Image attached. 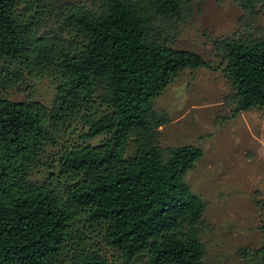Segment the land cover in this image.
<instances>
[{
  "label": "trees",
  "instance_id": "16d2710c",
  "mask_svg": "<svg viewBox=\"0 0 264 264\" xmlns=\"http://www.w3.org/2000/svg\"><path fill=\"white\" fill-rule=\"evenodd\" d=\"M235 1L256 13L262 0ZM188 3L0 0V264H204L205 203L184 179L203 151L165 157L168 119L153 103L182 71L203 68L221 70L237 112L264 107V38L215 40L216 65L176 48L170 33ZM26 76L52 80L50 107L9 98ZM74 127L105 140L63 147L33 180Z\"/></svg>",
  "mask_w": 264,
  "mask_h": 264
},
{
  "label": "rangeland",
  "instance_id": "374dc122",
  "mask_svg": "<svg viewBox=\"0 0 264 264\" xmlns=\"http://www.w3.org/2000/svg\"><path fill=\"white\" fill-rule=\"evenodd\" d=\"M184 13V23L170 33L173 46L215 65V40L264 38L263 0L256 13L235 0H190ZM55 96L51 79L28 76L9 94L12 100L33 99L46 107ZM153 108L168 119L158 141L165 157L169 148L195 146L203 151L184 179L205 203L199 226L204 264H264V107L237 112L234 91L221 70L200 68L182 71L154 100ZM74 128L47 147L33 180L46 177L45 169L63 147L95 146L105 140V135L83 140L81 130ZM133 151L130 142L127 155Z\"/></svg>",
  "mask_w": 264,
  "mask_h": 264
}]
</instances>
